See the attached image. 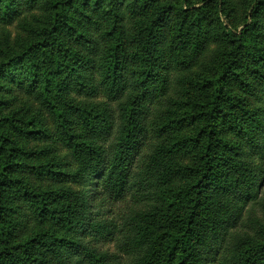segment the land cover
<instances>
[{"label":"trees","instance_id":"trees-1","mask_svg":"<svg viewBox=\"0 0 264 264\" xmlns=\"http://www.w3.org/2000/svg\"><path fill=\"white\" fill-rule=\"evenodd\" d=\"M238 1L241 30L235 0H0V264H264L262 220L237 227L264 183V0ZM16 84L55 133L3 113ZM24 170L76 189L54 205ZM30 218L47 230L17 240Z\"/></svg>","mask_w":264,"mask_h":264},{"label":"rangeland","instance_id":"rangeland-1","mask_svg":"<svg viewBox=\"0 0 264 264\" xmlns=\"http://www.w3.org/2000/svg\"><path fill=\"white\" fill-rule=\"evenodd\" d=\"M235 9H234V14L237 18L235 21V25L239 27L238 30H241L240 24H242L243 21V16L245 13V8H243V5H240V2L238 0H235ZM2 27L0 26V29ZM5 31L10 33V38L13 39L17 34H18V28H17V23L15 22L14 24L5 27ZM214 51H217V48L214 44L210 45V49L206 52L207 58L210 57L211 53ZM208 61V60H207ZM12 88L10 98H11V107H8L6 109H3V113L7 114L10 110H18V108H21L23 106L25 110H28V113H37L41 114L44 116V125L46 126L47 131L55 133V127L54 123L51 119L50 114L45 111L44 108H42L39 105V101L35 99L34 96L28 95L25 89H21L19 87V84L16 85H10ZM172 95L177 98V95L175 93H172ZM93 102H100V101H94ZM116 108V106H113ZM188 129V128H187ZM186 130V129H185ZM188 131H185L184 133H187ZM25 144V150L28 152V157L31 156L27 159L28 164H33V165H38V164H45L46 160L48 157L47 156H53L50 153L47 152H42L39 156L42 157V159L38 160L35 155H32L33 153H38L42 149L52 148V145H49L48 143H45L44 141H29V142H22ZM154 145H156V142L154 140H150L149 146L144 150V153H148ZM57 154L55 156L57 157V163H55L54 169H58L59 171L68 173L71 168H73V164L71 158L68 156V152L64 150L63 148H58L56 150ZM179 161L181 165H188L190 163L189 156L188 155H180ZM17 176L20 178L24 179L31 190H33L35 193H45L47 197L51 200V203L54 205H60L63 206V198H65V194L67 193V189H73L75 190L76 187L72 186L70 183L66 182V179H59L53 181L50 178L47 177H40L35 175L32 171L29 170H24L21 173H17ZM174 186L176 188H180L184 186V182L181 179H178L174 182ZM110 201V202H109ZM108 204L104 203L103 206L105 205L107 210H110V212L114 213L115 216L120 217L122 213L124 212L126 206L128 207L130 203L127 201V205L120 203V202H112V200H109ZM250 216V217H249ZM243 224H239L237 227L240 230L242 234L244 233H249L251 236L257 238V240H260L263 238V231L261 229L259 230H254L253 224L250 223V221L253 220H262L264 223V183L261 185L259 189V196L256 202L254 203H249L244 211L243 215ZM249 217V218H248ZM251 224V226H250ZM47 230V226L43 225H36L32 219H27L25 223H23L21 226H19L16 230V237L17 240H23L26 237H33L35 233L45 231ZM49 233L54 234L52 230H49ZM97 248L100 250H109V251H115V247L112 244L105 245L104 244H97Z\"/></svg>","mask_w":264,"mask_h":264}]
</instances>
